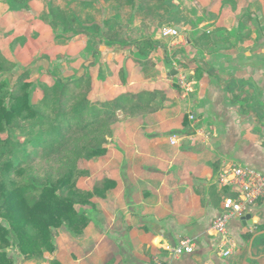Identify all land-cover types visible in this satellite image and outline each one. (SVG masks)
<instances>
[{
    "label": "crops",
    "instance_id": "crops-1",
    "mask_svg": "<svg viewBox=\"0 0 264 264\" xmlns=\"http://www.w3.org/2000/svg\"><path fill=\"white\" fill-rule=\"evenodd\" d=\"M66 1L85 27L75 33L91 39L92 62L86 70L94 83L97 45L125 51L124 62L133 73L152 74L144 84L127 78L134 93L153 95L148 105L134 110L153 114L134 121L124 115L131 108L118 112L121 165H101L80 186L91 190L112 182L103 196L94 195L83 207L87 225L80 234L64 225L53 229L54 250L40 259L21 255L20 264H155L168 257L166 246L184 237L194 239L195 250L171 264H264V196L243 214L249 218L229 222L223 245L211 227L230 193L219 181L222 170L238 163L264 172V0H30L26 12L42 27L9 36L4 49L45 35L53 39L41 42L42 51L55 41L61 44L65 38L55 34L61 27L52 28L48 11L51 3L63 7ZM6 12L4 6L0 23ZM165 25L177 27L179 35L162 38L159 30ZM112 34L117 40L153 44L152 52L148 46L144 50L153 63L137 70L129 49L105 44ZM174 54L181 58L178 70L171 64ZM171 69L177 74L170 75ZM103 76L100 88H93L100 99L123 90L122 82L112 88ZM172 135L178 138L175 144Z\"/></svg>",
    "mask_w": 264,
    "mask_h": 264
},
{
    "label": "trees",
    "instance_id": "trees-1",
    "mask_svg": "<svg viewBox=\"0 0 264 264\" xmlns=\"http://www.w3.org/2000/svg\"><path fill=\"white\" fill-rule=\"evenodd\" d=\"M66 3L63 7L49 5L48 22L52 28L60 26L74 33L85 28L69 10V2ZM72 22L76 24L70 27ZM97 31L98 27L92 28L94 35ZM97 43L98 39L94 37L93 44ZM115 43L129 49L135 56L133 61L144 67L150 65L144 50L151 43L117 40L114 34L105 41L109 46ZM122 72L120 70L121 82L125 85L123 90L116 88L103 99L92 96L94 80L87 70V74L82 71L65 80L53 78L50 87L45 88L44 95L36 103L30 99L31 82L26 80V67L13 84L0 81V215L10 225L8 229L0 223V264H14L6 251L10 233L25 259H40L45 252L54 250L53 229L64 225L71 233L80 234L87 225L88 217L83 207L91 204L94 195L103 196L112 185L111 181L105 180L91 190H82L77 186L80 171L75 163L67 165L66 170L55 178L50 175L43 179L30 176L23 182H15L10 179V174L21 170L22 156L30 157L36 151L45 153L67 145L76 132L102 128L111 135L107 123L110 117L116 119L117 112L126 108L148 105L153 99L152 93H134L126 86L127 77ZM23 121L27 125L21 129H26L28 136L20 141L14 135V124ZM7 129H11L12 134L3 138ZM82 150L84 159L106 152L104 142L84 144ZM50 264L61 263L51 260Z\"/></svg>",
    "mask_w": 264,
    "mask_h": 264
},
{
    "label": "rangeland",
    "instance_id": "rangeland-1",
    "mask_svg": "<svg viewBox=\"0 0 264 264\" xmlns=\"http://www.w3.org/2000/svg\"><path fill=\"white\" fill-rule=\"evenodd\" d=\"M29 1L30 0H12V2L7 5H5L3 1V3L0 1V13L4 6L8 8V12H6L8 15L6 18H3L0 23V81L9 85L13 84L17 76L30 64V67L27 69L26 80L31 82L29 88L31 102L36 103L44 95L45 88L50 87L53 78L68 79L75 75L80 68H82V70L76 75H79L82 71L84 74H87L86 69L84 70V65L86 66L90 61L92 62L91 54L93 46L91 45V39L84 41L82 39L83 36H77V34L70 29L65 31L61 28L55 29V34L61 35L65 40L61 44L55 41V43H57L56 45L51 48H46L43 51L41 50V42L44 39L45 41L53 39V35H45L40 38L39 36L30 37L29 39L27 37L30 44L21 42L23 44H17L13 50L8 48L7 50L6 48L4 49L5 42L9 36L25 30L28 31V29H35L38 26L42 27L41 24L38 25L39 23L36 22V20L32 19L31 13L26 12ZM74 24L76 23L72 22L70 27L74 26ZM166 26L171 25H165L163 27ZM163 27H161L159 31H161ZM35 46L38 48L34 52L33 48ZM97 46L98 48L95 49L97 52L94 56L96 63L94 62V64L97 66L98 70L93 72L94 79H97L94 83L95 87L100 88L99 85L102 83L103 74L107 76L110 87L114 88V84L119 85L121 82L119 70L125 71L127 78H129L130 81L136 80V83L144 84L145 81H148L147 77L152 75L150 72L133 73L131 64L124 62L125 59L129 58V55L125 53V51L118 50L119 48L116 49L114 47L110 48L109 51L107 49L102 50V45L100 46L98 44ZM152 48L153 44L151 47L149 46L147 50L152 52ZM174 56H176V54H174L173 57ZM149 62L150 64L153 63L152 60H149ZM95 66H93L94 69ZM136 67L138 70L141 65L137 63ZM150 68H153V65ZM178 81L180 80L178 79ZM93 94L92 96L95 98H102L100 91L94 90ZM118 112L116 119L110 117L107 120L109 129L113 133V135L111 134L112 137L102 128L97 130H86L81 133H73L72 140H70L67 145H62L60 148L53 151L49 150L45 153L36 151L33 153L34 155L30 157L22 156L21 159L24 161L21 164V170L18 172L12 171L10 179H13L15 182H23L30 176L43 179L50 175L55 178L66 170L67 165L75 163L77 169L80 171L77 176V186L82 190H87L81 187L85 186L88 179H91V173L99 171L101 165H121L120 157L122 150L119 149L118 146L124 143L120 138L123 127L120 125ZM44 113L48 114V111H44ZM142 113V110H134V108H131L128 109L124 115L130 117L129 119H133L134 121H140L142 116L147 119L153 114ZM24 125H27V122L23 121L21 124H14V135L20 139V141L28 136L26 134L27 130L21 129ZM10 134H12L11 129H7L2 134V137L4 138ZM91 142L94 144H97V142H104L106 148L105 154L84 159L82 157L83 150L81 151V149L84 144ZM82 170H84V172ZM94 176H96V174ZM0 223L6 228H10L8 220L1 215ZM8 240L9 246L6 247V251L9 254H13L14 264H20L21 261H19L18 257L22 256L17 249L16 240L11 233L8 236ZM50 261L51 260H49V262Z\"/></svg>",
    "mask_w": 264,
    "mask_h": 264
},
{
    "label": "built area",
    "instance_id": "built-area-1",
    "mask_svg": "<svg viewBox=\"0 0 264 264\" xmlns=\"http://www.w3.org/2000/svg\"><path fill=\"white\" fill-rule=\"evenodd\" d=\"M179 30L174 26L163 27L160 31L162 38H170L179 35ZM181 58L172 57L171 64L178 70ZM179 83L185 86L184 76L178 74ZM192 118V116H190ZM177 136L172 135L170 142L177 143ZM220 183L227 187L230 193L223 198L220 213L214 217L211 227L215 235L219 236V246L228 241V224L241 217L250 206L264 196V172L250 169L238 163L226 166L218 176ZM196 243L191 237H184L175 245L166 246L167 258H157L155 264H171L173 258L183 254L194 252ZM229 251L224 252L227 255Z\"/></svg>",
    "mask_w": 264,
    "mask_h": 264
},
{
    "label": "water",
    "instance_id": "water-1",
    "mask_svg": "<svg viewBox=\"0 0 264 264\" xmlns=\"http://www.w3.org/2000/svg\"><path fill=\"white\" fill-rule=\"evenodd\" d=\"M176 74H177V71H176L175 69H171V71H170V75L174 76V75H176ZM245 218H249V215H243V216L241 217L242 220H244ZM249 224H251V223H249Z\"/></svg>",
    "mask_w": 264,
    "mask_h": 264
}]
</instances>
